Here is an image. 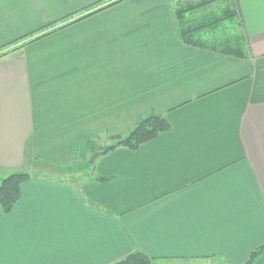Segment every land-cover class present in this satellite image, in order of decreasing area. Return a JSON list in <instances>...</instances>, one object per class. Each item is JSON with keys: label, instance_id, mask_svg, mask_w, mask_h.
Wrapping results in <instances>:
<instances>
[{"label": "crops", "instance_id": "0c3cea01", "mask_svg": "<svg viewBox=\"0 0 264 264\" xmlns=\"http://www.w3.org/2000/svg\"><path fill=\"white\" fill-rule=\"evenodd\" d=\"M238 2L247 59L183 44L169 0H0V49L18 41L0 54V181L32 175L0 207V264H246L264 248V0ZM151 113L170 130L88 166L92 142Z\"/></svg>", "mask_w": 264, "mask_h": 264}, {"label": "trees", "instance_id": "16d2710c", "mask_svg": "<svg viewBox=\"0 0 264 264\" xmlns=\"http://www.w3.org/2000/svg\"><path fill=\"white\" fill-rule=\"evenodd\" d=\"M169 2L173 6L175 25L183 44L238 59L248 58V44L240 19L238 0H169ZM216 4L223 6L215 10L213 6ZM229 25L234 27L236 33L225 36ZM50 33L52 32L43 36ZM221 33L224 37L220 36ZM17 42L3 47L0 51L13 47ZM170 128V124L163 116L151 113L140 119L125 138H114V143L108 147H97L96 142H92L91 147L94 155L99 156L109 154L118 148L137 150L141 145L168 132ZM66 168L74 171V167ZM31 179L32 175L28 173H18L0 181V207L5 213L12 212L21 199L22 186ZM95 179L103 180L96 177ZM263 253V247L257 249L246 264H254ZM153 260L141 252H134L114 264H153Z\"/></svg>", "mask_w": 264, "mask_h": 264}, {"label": "rangeland", "instance_id": "374dc122", "mask_svg": "<svg viewBox=\"0 0 264 264\" xmlns=\"http://www.w3.org/2000/svg\"><path fill=\"white\" fill-rule=\"evenodd\" d=\"M222 4H216L214 7V9L216 10L218 7H222ZM236 32L234 31V27L229 25V28L226 30V35L225 36H231L233 34H235ZM220 36H223L222 33L220 34ZM224 37V36H223ZM12 47H8L4 50L0 51V54H4L6 52H8ZM94 157V155L91 158H87L86 159V163L88 162V166L91 167L92 165L90 164V161L92 160V158ZM87 166V165H86ZM67 166H63L62 167H49V166H43V165H37V168L34 167L33 170V175L34 176H45L48 178H55V179H60V180H64L65 178H67L70 175H76V174H68V173H64L65 171H69L66 168ZM75 170L79 169L77 167L74 168ZM154 264V261H153ZM156 264V263H155ZM158 264H226L224 261L219 260V259H210V260H206V261H193V262H162V263H158Z\"/></svg>", "mask_w": 264, "mask_h": 264}, {"label": "water", "instance_id": "95a60500", "mask_svg": "<svg viewBox=\"0 0 264 264\" xmlns=\"http://www.w3.org/2000/svg\"><path fill=\"white\" fill-rule=\"evenodd\" d=\"M98 154H95L94 157L92 158V160L90 161V164H94L95 160L98 158Z\"/></svg>", "mask_w": 264, "mask_h": 264}]
</instances>
